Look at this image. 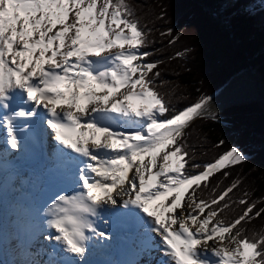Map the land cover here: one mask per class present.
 Wrapping results in <instances>:
<instances>
[{"label":"snow or ice","instance_id":"1","mask_svg":"<svg viewBox=\"0 0 264 264\" xmlns=\"http://www.w3.org/2000/svg\"><path fill=\"white\" fill-rule=\"evenodd\" d=\"M222 2L236 15L252 14L245 0ZM150 31L126 0H0V127L7 133L0 143L19 150L50 129L49 162L75 176L61 190L71 194L57 192L44 209L56 232L45 237L57 242L52 256L82 259L89 232L111 240L96 227L103 209L133 230L148 264L153 249L158 264H264V232L249 235L242 224L264 207L247 193L231 199L240 180L211 186L216 173L227 178L247 156L233 146L194 162L186 130L205 115L219 119L210 112L214 96L171 106L156 84L163 61L146 50ZM233 204L243 212L228 221L221 214Z\"/></svg>","mask_w":264,"mask_h":264},{"label":"trees","instance_id":"2","mask_svg":"<svg viewBox=\"0 0 264 264\" xmlns=\"http://www.w3.org/2000/svg\"><path fill=\"white\" fill-rule=\"evenodd\" d=\"M126 2L135 9L144 30H151L149 39L154 43L146 50L153 53L151 60L163 61L158 65L161 76L156 84L173 108H181L201 95L213 96L249 65L258 66L264 82V0H245L252 5L251 15H236L222 0ZM211 10L220 21L213 19ZM162 13L164 18L160 19ZM169 28L171 35H161ZM173 40L174 43L169 42ZM178 52L184 55L177 56ZM234 81L236 94L222 104L213 101L210 106V112L217 113L219 119L206 117L211 115L195 119L186 130L187 141L190 149H195L194 162L201 164L233 146L243 151L247 160L228 169L231 175L227 178L222 172L216 173L211 186L220 184L222 190L233 180H240L242 183L230 194L231 199L238 200L247 193L249 202H255L259 209L264 207V109L259 102L245 103L251 97H261L254 92L251 79L244 86ZM221 140L225 144L217 147ZM210 193L211 187L204 189L203 198H210ZM242 212L243 206L233 204L221 216L230 221ZM242 224L249 235L264 232V214Z\"/></svg>","mask_w":264,"mask_h":264},{"label":"bare ground","instance_id":"3","mask_svg":"<svg viewBox=\"0 0 264 264\" xmlns=\"http://www.w3.org/2000/svg\"><path fill=\"white\" fill-rule=\"evenodd\" d=\"M249 73L255 83V90L259 92L256 94L262 98L264 91L256 84L257 75L251 71ZM248 80L250 78L247 76L245 81ZM6 135V129L0 127V137ZM44 135L45 142L51 149L55 141L50 129H44ZM5 145L6 143H0V149L5 150ZM12 153L16 155L15 150ZM1 162L9 168L6 172L0 169V233L3 237L0 244V264H50V260L59 261V264H67L71 260L74 264H148L149 255L142 251L141 241L134 235L133 230L120 224L113 225L111 213L103 209L100 218H94L96 227L109 233L111 240L89 232L92 238L87 242L86 254L82 259L72 255L61 260L60 257L64 256L62 252L52 256L57 242L45 237L54 236L56 232L47 227L46 221L49 217L44 214V209L51 204L52 197L57 192H61L74 181V174L70 175L69 170L52 166L48 156L41 169L30 164H21L15 168L14 163L5 159L2 153ZM151 256V264H158L162 259L159 251L155 249Z\"/></svg>","mask_w":264,"mask_h":264},{"label":"rangeland","instance_id":"4","mask_svg":"<svg viewBox=\"0 0 264 264\" xmlns=\"http://www.w3.org/2000/svg\"><path fill=\"white\" fill-rule=\"evenodd\" d=\"M216 16V15H215ZM217 17V16H216ZM258 66L257 67H253L252 65H249L246 69H244L243 71L239 72L238 74H236L235 76H233L224 86H222L218 91H216L213 96H214V103L216 104H219V103H224L223 101H225L226 98H232L234 94H236V92L234 91L235 87V81L234 80H238L237 83L240 81L242 86L245 85V80L247 79V76L251 79V75H250V71L254 74V75H257L255 76V81H256V84L257 86H259L263 91H264V87L262 86V76L260 78V76L258 75L257 72L258 71ZM251 69V70H250ZM255 71V72H254ZM238 77V78H236ZM252 80V79H251ZM238 86V84L236 85V87ZM239 87V86H238ZM237 93L240 91V89H237L236 90ZM255 93H259L258 91L254 90ZM258 98H250V100L248 102H245V103H250V102H259L263 108V105H262V102H264V95L262 96V102L261 101H258L257 100ZM220 104V105H221ZM244 104V103H242ZM264 104V103H263ZM237 105H241V104H237ZM206 116V115H205ZM206 117H211V116H206ZM37 250L39 249V247L36 248ZM35 258V257H34ZM35 260H37L35 258ZM32 261V260H31ZM36 264V263H35ZM139 264H142V263H139Z\"/></svg>","mask_w":264,"mask_h":264},{"label":"water","instance_id":"5","mask_svg":"<svg viewBox=\"0 0 264 264\" xmlns=\"http://www.w3.org/2000/svg\"><path fill=\"white\" fill-rule=\"evenodd\" d=\"M210 13H211V15L213 16V19H214L215 21H220V19H219L218 17H216V16L213 15L212 10H211ZM221 25H222V23H221ZM223 29H224L225 31L228 30V28H227V27H224V26H223ZM230 35H231V40L234 41V35H233V33H232L231 31H230ZM257 73H258V75H259L260 78H261V73H260V72H257ZM261 83H262V86L264 87V82L261 81ZM262 105H263V109H264V104H263V102H262Z\"/></svg>","mask_w":264,"mask_h":264}]
</instances>
